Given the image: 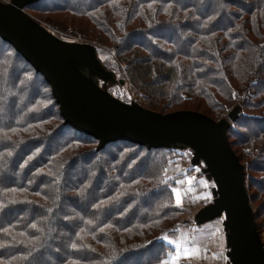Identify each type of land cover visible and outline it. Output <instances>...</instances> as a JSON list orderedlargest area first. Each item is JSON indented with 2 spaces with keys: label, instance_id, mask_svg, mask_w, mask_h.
Wrapping results in <instances>:
<instances>
[{
  "label": "trees",
  "instance_id": "obj_1",
  "mask_svg": "<svg viewBox=\"0 0 264 264\" xmlns=\"http://www.w3.org/2000/svg\"><path fill=\"white\" fill-rule=\"evenodd\" d=\"M182 1L41 0L25 11L41 25L60 16L68 31L112 51L155 111L218 120L239 104L228 139L255 203L264 194V0ZM0 83V104L13 105L0 124V264L36 263L47 253L53 264H163L185 211L165 169L185 150L117 141L96 151L93 137L63 123L42 76L1 39ZM153 196L155 204L139 208Z\"/></svg>",
  "mask_w": 264,
  "mask_h": 264
},
{
  "label": "water",
  "instance_id": "obj_2",
  "mask_svg": "<svg viewBox=\"0 0 264 264\" xmlns=\"http://www.w3.org/2000/svg\"><path fill=\"white\" fill-rule=\"evenodd\" d=\"M39 1L0 0V39L49 85L63 123L93 137L96 151L117 141L147 150H189L191 166L200 167L214 184L212 200L195 212L194 224L222 218L226 264H264V242L257 231L244 166L228 139L241 106L234 105L226 116L214 120L194 110L161 113L120 100L106 84L123 80L100 61L94 45L62 40L25 11Z\"/></svg>",
  "mask_w": 264,
  "mask_h": 264
},
{
  "label": "rangeland",
  "instance_id": "obj_3",
  "mask_svg": "<svg viewBox=\"0 0 264 264\" xmlns=\"http://www.w3.org/2000/svg\"><path fill=\"white\" fill-rule=\"evenodd\" d=\"M1 1H7V0H1ZM181 2L183 1L181 0ZM209 5L211 6H209L208 9L210 8L213 9L217 7L215 6V4H212V3H210ZM201 12L203 13L204 11L201 9ZM226 18L227 17L223 18V21L220 23L219 26L221 27L225 26ZM41 23L47 30H49L51 33H53L54 35H56L62 40L86 42L79 36V34L68 31L65 23L62 20V17L60 16L56 18L52 16L51 17L46 16ZM86 43H89V42H86ZM97 55L100 61L108 69L112 70L115 73L117 79L123 80V84H117L113 86L111 89H109L110 93L124 102L135 101L142 106L150 108L147 100L144 98L143 93L137 87L133 86L127 81L126 77L123 74V65L119 61H117L112 51L105 49L103 47L97 46ZM12 76L13 75L10 74L9 79H11ZM25 97H27V94L25 95ZM0 105H1L0 106V124H5L8 121L6 119L7 116L4 117V115L7 114L5 112H7L8 110H12L13 105L12 103L8 104L6 101H2ZM16 109L18 110V108ZM230 109L231 107H228L225 110V112H223L220 115V117L222 118V116L223 117L224 115L226 116V114L228 113ZM244 125L251 126V124L249 123L248 124L245 123ZM49 144L53 145L54 141H51ZM190 159H191V152L189 150L179 152V154L173 153L170 156L168 168L165 169L166 176L168 178H174L176 189L178 188L180 191V194L182 195L181 203H177V202L176 203L185 210L183 216L181 217L182 224L180 227H183V228L186 227L187 229L184 230L186 233L190 231V227L192 229H195V226H193V224L191 223V220H193V216L195 212L200 207L211 202L212 200L211 188L214 186L213 182L211 180H207L206 177L200 172V167L191 166ZM69 176H70L69 179L67 178L66 180L67 184H69L71 182L70 179L73 178L72 175H69ZM10 179H11L10 175H7V178H5V180H10ZM245 184L248 189V180L246 177H245ZM248 193H249V189H248ZM156 199H157L156 196L145 199L143 201V204L142 203L140 204L139 208L141 209L142 207H146V208L151 207L152 204H155L154 202ZM263 200H264V194H262L261 199L260 200L257 199L255 203H253L250 200V203H251V206L254 212L257 209V206L260 205V203H262L261 201ZM83 202H81L80 200H76L72 203L73 205L77 206L76 207L77 210L81 212L82 214L86 212L85 204ZM62 209H63V212L64 210L66 211L68 209L67 204H64ZM260 213L261 215H260V218L257 220V223H258V228L260 231L261 240L264 242V210L260 211ZM13 214L14 212L8 213V215L5 216L4 220L10 218L11 216H13ZM214 221L215 223H219V221H221V218H216ZM65 229L67 230L71 229V224H66ZM55 231H56L55 235L58 236V240H61L62 239L61 236L64 234V232H58L57 230ZM183 239L184 238L182 236L181 240L183 241ZM65 251L63 252L65 253ZM171 252H175L174 248H172ZM152 254L153 253H149L148 256H151ZM41 259L42 261H40L39 259V261H37L36 263L32 262L31 264H53V261H54L53 260L54 258L51 256V254H48V253L45 254V256L41 257ZM140 260L141 258L133 259L130 262H127V264H134V263L137 264L140 262ZM55 261H57V259H55ZM226 261H227V258L225 259V262Z\"/></svg>",
  "mask_w": 264,
  "mask_h": 264
},
{
  "label": "crops",
  "instance_id": "obj_4",
  "mask_svg": "<svg viewBox=\"0 0 264 264\" xmlns=\"http://www.w3.org/2000/svg\"><path fill=\"white\" fill-rule=\"evenodd\" d=\"M174 194L176 202L181 203L182 195L178 188ZM214 220L203 225L195 224V229L190 227L187 233L184 231L186 227H180L176 238H170V241L168 239L175 252L168 254L163 264H225L222 220L219 223Z\"/></svg>",
  "mask_w": 264,
  "mask_h": 264
},
{
  "label": "flooded vegetation",
  "instance_id": "obj_5",
  "mask_svg": "<svg viewBox=\"0 0 264 264\" xmlns=\"http://www.w3.org/2000/svg\"><path fill=\"white\" fill-rule=\"evenodd\" d=\"M100 84H102V82H99ZM117 84H119L118 82H116L114 79H111V81L110 82H107V88H108V91H109V89H111L113 86H115V85H117ZM110 92V91H109Z\"/></svg>",
  "mask_w": 264,
  "mask_h": 264
},
{
  "label": "snow or ice",
  "instance_id": "obj_6",
  "mask_svg": "<svg viewBox=\"0 0 264 264\" xmlns=\"http://www.w3.org/2000/svg\"><path fill=\"white\" fill-rule=\"evenodd\" d=\"M177 195H179V194H177Z\"/></svg>",
  "mask_w": 264,
  "mask_h": 264
}]
</instances>
